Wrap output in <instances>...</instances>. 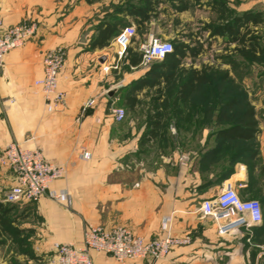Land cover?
<instances>
[{"label":"crops","instance_id":"crops-1","mask_svg":"<svg viewBox=\"0 0 264 264\" xmlns=\"http://www.w3.org/2000/svg\"><path fill=\"white\" fill-rule=\"evenodd\" d=\"M229 1L235 11L254 10L264 18V0ZM116 3L0 0L5 29L22 23L38 28L0 66V264H58L52 257L55 243L82 245L84 229L91 224L127 226L147 239L171 233L179 240L160 259L121 261L93 251L94 264H264V94L258 88L252 103L259 122L253 145L240 142L236 148L217 147L211 126L187 132L176 124L183 116L158 115L151 92L159 85L144 84L136 90V100L127 103L125 86L145 77L148 68L141 61L130 63L127 55L118 68L105 71L103 66L115 63L116 37L127 26L147 30L137 31L130 46L140 53L139 45L152 34L148 25L156 11L142 21L131 13L132 5ZM108 24L115 29L107 44L93 46ZM55 48L65 54L59 83L65 101L49 109L36 80L44 74L45 53ZM117 86L115 96H108ZM92 98L96 103L85 107ZM117 106L126 111L120 121L111 111ZM191 119L195 122L198 116ZM158 121L167 125L155 135L151 130ZM13 141L38 148L47 160L66 167L65 176L53 181L50 190L66 191L67 199L57 201L47 194L29 203L32 217L41 219L44 229L26 226V208L16 203L28 202L4 199L17 183V173L2 162ZM227 184L241 198L261 201L260 223L248 228L235 224L238 213L224 212L217 221L201 211L202 202ZM253 187L263 192L256 194ZM231 222L219 232V225Z\"/></svg>","mask_w":264,"mask_h":264},{"label":"built area","instance_id":"built-area-1","mask_svg":"<svg viewBox=\"0 0 264 264\" xmlns=\"http://www.w3.org/2000/svg\"><path fill=\"white\" fill-rule=\"evenodd\" d=\"M37 29L34 23L17 24L5 29L4 21L0 17V66L4 64L7 53L23 46ZM136 32L134 26H127L119 32L116 37V61L114 64L104 65L105 71L119 67V62L127 55ZM139 50L141 65L148 68L153 62L163 60L173 50V44L169 40L150 34L139 45ZM64 61L65 54L62 48L47 51L43 58L44 74L36 80L49 109H54L65 101V93L59 88ZM96 100V98L88 100L85 107L94 105ZM111 111L119 121L126 116V111L122 107H112ZM89 156L88 153L84 155L85 158ZM2 162L17 173V183L5 192V201H36L47 194L57 201L67 199L66 191L50 190L53 181L65 176L66 167L47 160L40 149L26 148L20 142L13 141L6 146ZM200 209L204 214L214 216L217 221L225 216L224 212L238 213L240 217L235 224H242L248 228L263 219L259 200L241 198L232 184H227L216 196L204 200ZM168 221L169 219H165L164 224ZM233 224L231 222L219 225V232H225ZM177 243L179 240L171 233L162 238L147 239L127 226L114 225L107 228L91 224L84 229L82 245L55 243V250L59 264H94L93 251L111 255L121 261L155 260L167 256Z\"/></svg>","mask_w":264,"mask_h":264},{"label":"trees","instance_id":"trees-1","mask_svg":"<svg viewBox=\"0 0 264 264\" xmlns=\"http://www.w3.org/2000/svg\"><path fill=\"white\" fill-rule=\"evenodd\" d=\"M158 1L162 0H146L147 3L144 6L134 5L131 13L140 16L142 21L148 20L155 13ZM219 6L220 12L230 11L232 12L231 16L225 18L223 23L214 28L207 26L206 29H212L213 35L227 36L228 42L235 44L233 51L240 56L250 61H258L264 54V46L261 44V36L254 26L263 24L262 13L254 10L235 11L224 2H221ZM180 9L183 10L184 6ZM114 29L111 24H108L105 29L101 30L93 42V46L107 44L106 40L113 34ZM172 44L173 50L163 60L153 62L148 67L145 77L132 81L128 86H125V89L123 88L125 90L123 98L127 103L136 100V90L142 88L144 84H150L152 87L159 85L155 90L157 92L156 97L153 98L158 115L183 116L184 119L176 122V124L183 127L187 132L191 129L199 130L203 126H211L215 131V141L219 148H236L240 142H249L253 145L259 132V122L256 118L255 107L246 95L234 96L226 100L218 109L207 102L204 109L205 115L199 114V106L192 107L193 110H187L188 104L193 101L192 96L198 92L200 86L207 84V76L205 71L190 69L187 71L188 76L183 81L171 82L181 61L186 56L195 57L199 54L198 49L182 39L177 38ZM128 57L130 63L138 64L141 61V52H135L132 47H129L126 58ZM230 63L233 68H236L234 58L230 60ZM162 80L167 81V89L165 86L162 87ZM170 86L173 89H170ZM166 90L173 94L172 99L168 96H162ZM214 111H217L216 114ZM193 116H198L195 122L191 119ZM165 125L167 124L161 121L155 122L151 132L158 135L165 129ZM195 147L198 148L196 145ZM253 191L256 194L263 192L258 187H253ZM259 202L261 203L260 200Z\"/></svg>","mask_w":264,"mask_h":264},{"label":"rangeland","instance_id":"rangeland-1","mask_svg":"<svg viewBox=\"0 0 264 264\" xmlns=\"http://www.w3.org/2000/svg\"><path fill=\"white\" fill-rule=\"evenodd\" d=\"M116 1V4L126 3L132 6H144L147 3L146 0ZM221 2L227 4V6L232 3V1L229 0L158 1L153 23L150 26L148 25V31L151 30L152 34L155 36L172 42L177 38L182 39L199 50L197 56H186L181 61L175 77L171 82L178 83L183 81L188 76L187 71L190 69L206 72L207 84L199 87L198 92L192 96V103L190 102L187 107L188 110L192 109L194 106H199L200 115H205L204 109L207 102H210L218 109L226 100L234 96L246 95L250 102L253 103L255 95L258 93V88L261 89L260 96L264 94V54L261 55L258 61L247 60L233 51L235 44L229 43L227 36L213 35L212 29H206L207 26L214 28L223 23L225 18L231 16L232 12L230 11L226 13L220 12L221 9L219 4ZM183 6L184 9L181 10L180 8ZM136 29L138 32H144L146 30L144 27L138 25ZM256 30L261 36V44L264 46V22L261 28ZM233 58L236 62V68H233L230 63V60ZM161 84H163L162 87L165 86V89H167L166 80H162ZM170 89H173V87L170 86ZM155 90L156 89H153L151 92L152 98L156 97L155 95L157 92ZM162 96L173 98V94L167 90ZM260 102L264 103V95L260 98ZM260 112L264 113V106L263 110L261 109ZM18 202H28V204L16 203L19 204L20 207L26 208V226L39 225L44 229L43 221L39 218L37 220V217L34 219L35 217H32L33 211L29 210V208H31L30 204H33L35 201ZM15 212H17V210ZM29 246L31 245L27 243V248H29ZM27 252L28 254H32L30 248ZM52 257L56 258L55 260H57L59 264L57 252L56 257Z\"/></svg>","mask_w":264,"mask_h":264},{"label":"water","instance_id":"water-1","mask_svg":"<svg viewBox=\"0 0 264 264\" xmlns=\"http://www.w3.org/2000/svg\"><path fill=\"white\" fill-rule=\"evenodd\" d=\"M119 89H120V86H117V87H115V88H111V89L107 92L108 96H110V97H114L115 94L118 92Z\"/></svg>","mask_w":264,"mask_h":264}]
</instances>
